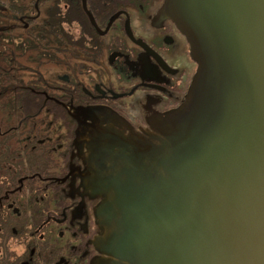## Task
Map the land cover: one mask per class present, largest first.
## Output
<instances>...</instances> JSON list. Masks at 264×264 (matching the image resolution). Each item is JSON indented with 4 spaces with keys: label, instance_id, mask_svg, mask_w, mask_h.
I'll list each match as a JSON object with an SVG mask.
<instances>
[{
    "label": "flooded vegetation",
    "instance_id": "af4514ba",
    "mask_svg": "<svg viewBox=\"0 0 264 264\" xmlns=\"http://www.w3.org/2000/svg\"><path fill=\"white\" fill-rule=\"evenodd\" d=\"M163 3L0 0V264H100L94 125L148 129L197 67Z\"/></svg>",
    "mask_w": 264,
    "mask_h": 264
},
{
    "label": "water",
    "instance_id": "95a60500",
    "mask_svg": "<svg viewBox=\"0 0 264 264\" xmlns=\"http://www.w3.org/2000/svg\"><path fill=\"white\" fill-rule=\"evenodd\" d=\"M162 7L197 67L148 129L94 125L100 264H264V0Z\"/></svg>",
    "mask_w": 264,
    "mask_h": 264
},
{
    "label": "clouds",
    "instance_id": "9594fccd",
    "mask_svg": "<svg viewBox=\"0 0 264 264\" xmlns=\"http://www.w3.org/2000/svg\"><path fill=\"white\" fill-rule=\"evenodd\" d=\"M2 179H6V177L0 178V180ZM8 250L14 253L16 256H22L27 251V247H26V244L24 243H19L15 240H10Z\"/></svg>",
    "mask_w": 264,
    "mask_h": 264
},
{
    "label": "rangeland",
    "instance_id": "374dc122",
    "mask_svg": "<svg viewBox=\"0 0 264 264\" xmlns=\"http://www.w3.org/2000/svg\"><path fill=\"white\" fill-rule=\"evenodd\" d=\"M1 111V110H0ZM6 114H4L2 111L0 112V118H3Z\"/></svg>",
    "mask_w": 264,
    "mask_h": 264
},
{
    "label": "trees",
    "instance_id": "16d2710c",
    "mask_svg": "<svg viewBox=\"0 0 264 264\" xmlns=\"http://www.w3.org/2000/svg\"><path fill=\"white\" fill-rule=\"evenodd\" d=\"M1 51V50H0Z\"/></svg>",
    "mask_w": 264,
    "mask_h": 264
}]
</instances>
